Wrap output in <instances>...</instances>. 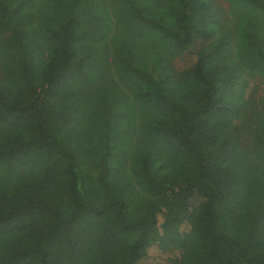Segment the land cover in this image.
<instances>
[{
  "label": "trees",
  "instance_id": "trees-1",
  "mask_svg": "<svg viewBox=\"0 0 264 264\" xmlns=\"http://www.w3.org/2000/svg\"><path fill=\"white\" fill-rule=\"evenodd\" d=\"M0 61V264H264V0H0Z\"/></svg>",
  "mask_w": 264,
  "mask_h": 264
},
{
  "label": "rangeland",
  "instance_id": "rangeland-1",
  "mask_svg": "<svg viewBox=\"0 0 264 264\" xmlns=\"http://www.w3.org/2000/svg\"><path fill=\"white\" fill-rule=\"evenodd\" d=\"M0 64H1V61H0ZM2 76H4V75H3V72H2ZM3 83H4V80L2 79V84H3ZM251 85H253V84H251ZM154 263H155V261H152V262H151V264H154ZM157 264H159V263H157Z\"/></svg>",
  "mask_w": 264,
  "mask_h": 264
}]
</instances>
